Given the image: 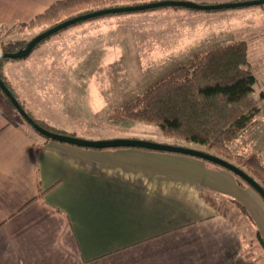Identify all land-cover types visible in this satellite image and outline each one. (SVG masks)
Here are the masks:
<instances>
[{
    "label": "crops",
    "instance_id": "0c3cea01",
    "mask_svg": "<svg viewBox=\"0 0 264 264\" xmlns=\"http://www.w3.org/2000/svg\"><path fill=\"white\" fill-rule=\"evenodd\" d=\"M58 1L0 0V27L27 23ZM245 9L111 16L98 29L54 39L7 63L3 75L50 128L88 141L113 140L111 116L120 103L195 52L234 40V30L236 41L260 30L242 26L256 14L264 23L261 11ZM1 105L0 264H264L263 255L253 257L244 246L264 254V202L225 169L138 148L43 141ZM259 147L264 153L263 137ZM35 148L43 149L32 163ZM200 192L222 204L235 200L249 219L218 214Z\"/></svg>",
    "mask_w": 264,
    "mask_h": 264
},
{
    "label": "trees",
    "instance_id": "16d2710c",
    "mask_svg": "<svg viewBox=\"0 0 264 264\" xmlns=\"http://www.w3.org/2000/svg\"><path fill=\"white\" fill-rule=\"evenodd\" d=\"M154 1L163 0L58 1L31 19L26 30L37 29L39 34L67 20L98 10ZM2 29L9 28L0 27V34ZM6 34L0 35V53L3 54H14L24 49L30 41ZM42 44L44 42L35 46L32 52ZM246 52L244 41L205 49L194 55L193 61L171 69L133 101L116 109L114 115L125 121L155 125L167 138L201 146L204 148L201 152L235 166L264 190V155L257 151L241 153L240 147V140L245 139L247 132L259 125L264 101V93H257L258 79L251 69ZM9 62L15 61L0 59V79L20 107L39 127L54 134L66 135L35 119L16 97L3 75L4 67ZM0 97L7 110L18 114L1 91ZM42 149H32V163L36 162L37 154ZM231 162H237L242 168ZM233 176L240 187H249L242 179ZM200 197L220 215L240 213L249 219L245 209L233 199L228 198L222 204L203 192H200Z\"/></svg>",
    "mask_w": 264,
    "mask_h": 264
},
{
    "label": "rangeland",
    "instance_id": "374dc122",
    "mask_svg": "<svg viewBox=\"0 0 264 264\" xmlns=\"http://www.w3.org/2000/svg\"><path fill=\"white\" fill-rule=\"evenodd\" d=\"M165 1H169V0H165ZM252 1H254V0H252ZM154 2H162V1H154ZM179 2H181V1H179ZM182 2H190V1H182ZM240 2H248V0L237 1L235 3H240ZM150 3H152V2H150ZM191 3H193V2H191ZM143 4H149V3H143ZM194 4H197V3H194ZM164 9H172L173 10L174 8H160V9L149 10V11H145V12H136L137 14L134 13L133 15L143 14L145 16V15H147L149 13L152 14L155 11H162ZM239 9H242V8H239ZM175 10H180V11H183V12L190 11V10H186V9H182V8L175 9ZM245 10L246 11H261L262 15L264 16V5L255 6V7H249V8L246 7ZM111 16L112 17L113 16H124V14L111 15ZM105 18H108V17H101V18L92 19V20H88V21L76 24L74 26H71V27H69V28H67L65 30H62V31L58 32L57 34L52 35L51 37L47 38L43 42L45 44L46 42L53 41L54 39H57V38H60V39L62 37L66 38V37H68V36H70L72 34L78 33V31L84 30L86 28L93 27L94 29H98L99 27L103 26V23L105 21L103 19H105ZM27 23H20V25L13 26V27L9 28L8 30L7 29H2L1 30V32H2L1 34L7 32V34H6L7 36L16 35L17 37H22L24 39H30L31 40L35 36H37L38 30L35 29V28H33L35 30H26ZM241 24H242V26H248V27L263 26V27H261L260 30L248 31L247 33H244V38L245 39L242 38L241 41H244L246 43L247 60H248V62L250 64V66H251V69H252L254 75L258 79L259 88L257 90V93L258 92H263L264 93V23L263 24L260 23L259 15L256 14L253 17H247L245 19H242L241 20ZM234 31H233V34H232L234 40H230V41H227L225 43H222V45H225V44H228V43H231V42H235L237 40V31L235 33H234ZM238 41H240V40H238ZM43 42H41V43H43ZM44 44L40 45L37 49L41 48ZM215 46H220V45H219V43H216V44H213V45H208V46H206V48L201 49V51L195 52L193 55H191L188 58H186L179 65L187 64V63L193 61L194 55L204 51L205 49H208V48H211V47H215ZM36 50H34V51H36ZM13 61H16V60H13ZM9 63H12V62H9ZM179 65H177V66H179ZM177 66H175V67H177ZM163 76H161V77H163ZM159 79H157V80H159ZM156 81H154L153 83H155ZM153 83L148 84L147 86H145L140 92H138V94L136 96H134L131 99H128V100L120 103L113 110V114L111 116V119L117 121L116 126L112 124V128H113V131H114V136L112 135V138H114L113 140L144 141V142H151V143L164 145V146L185 147L187 149L189 148L191 150H195V151H199V152L203 151L204 148L201 147V146L192 145V144H186V143L180 142L178 140L170 139V138H167V137L163 136V134L161 133L160 129L157 126H155V125L125 121V120L119 118L118 116L114 115V112H115L116 109H118V108L124 106L125 104L133 101L137 96L142 94ZM0 103L2 104L1 105V110L4 111L5 113L9 114V116L12 117V119H13V121L15 123L19 124L20 126H24V127L28 128V129H30L31 133H33L35 135H38V137H40L43 141L55 142V141H52V140H50V139L38 134L36 131L31 129L26 124V122L22 118H20L19 114H16L13 111L7 110L5 108L4 101L2 100L1 97H0ZM25 107H26V105H25ZM261 125H264V101H263V104H262V113H261V120H260L259 125L257 127H255V128H253L251 131L247 132L245 139L240 140L241 141V143H240L241 153H245V152L249 153V152H252V151H257V152H261L264 155V153L262 151H260V147H259L260 146V138L261 137L264 138V126L262 128L263 130H260ZM53 130H55V129H53ZM56 131H58V130H56ZM69 132L70 133H77V131H69ZM97 134H99V131H97ZM73 136L77 137V138H81L80 135H76V136L73 135ZM87 140H90V139H87ZM147 151H149V150H147ZM149 153H151L153 155H166V156H173L174 155V156L180 157L179 155L170 154V153H163V152L162 153L161 152H155L154 153L153 151H150ZM186 158H187V156H186ZM188 159H192V158H188ZM202 163L211 164L209 162H204V161H202ZM231 163L236 165V166H238V167H241V165L238 164L237 162H231ZM211 165H214V164H211ZM226 173H230V172H226ZM229 175L233 176V174H231V173ZM206 196H208L207 192H206ZM248 230H249L248 237L251 238L254 235V230L252 228H248ZM249 245H250L249 243H247V245L244 244V246H245L247 251L249 250V247H247ZM250 254L253 257H258L260 255H263V257L261 256L260 259H261V261L264 262V254L261 253V249H260L259 246H255L250 251Z\"/></svg>",
    "mask_w": 264,
    "mask_h": 264
},
{
    "label": "water",
    "instance_id": "95a60500",
    "mask_svg": "<svg viewBox=\"0 0 264 264\" xmlns=\"http://www.w3.org/2000/svg\"><path fill=\"white\" fill-rule=\"evenodd\" d=\"M264 5V0H254L248 2H240V3H227V4H220V5H200L194 4L191 2H179L178 0H169V1H162V2H152L149 4H142L136 6H126V7H116V8H108L98 10L86 15H82L70 20H67L45 32L40 33L39 35L35 36L33 39L29 41L27 46L14 53V54H3L0 53V59H11V60H22L29 56L32 50L46 40L47 38L51 37L58 32L65 30L71 26L76 24L97 19L109 15H121V14H130L136 12H145L149 10H156L160 8H174V9H186L191 11H221V10H233L238 8H249L255 6H262ZM0 91L3 95L10 101L14 109L20 115V117L38 134L58 143L72 145L81 148H91V149H118V148H138L149 150L153 152H163V153H170L176 155H182L187 157L196 158L205 162H209L216 166H219L228 172L232 173L233 175L242 179L250 189H252L264 202V190L250 177L244 174L241 170L237 169L235 166L231 165L224 160H221L217 157H214L209 154H205L203 152L183 148V147H174V146H164L159 145L151 142H144V141H135V140H109V141H88L80 138H75L68 135H60L51 133L41 127H39L28 115L25 111L20 107L17 100L12 96L10 91L6 88L3 84L2 80L0 79Z\"/></svg>",
    "mask_w": 264,
    "mask_h": 264
}]
</instances>
